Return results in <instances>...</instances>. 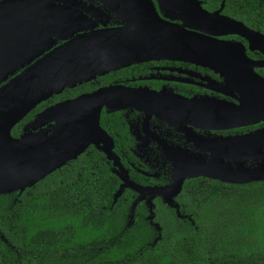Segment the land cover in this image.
Segmentation results:
<instances>
[{"label": "flooded vegetation", "instance_id": "obj_1", "mask_svg": "<svg viewBox=\"0 0 264 264\" xmlns=\"http://www.w3.org/2000/svg\"><path fill=\"white\" fill-rule=\"evenodd\" d=\"M198 1L207 12L239 22L250 32L214 26L211 32L205 33L214 44L221 45L220 51L212 55L214 63L209 67L194 61L169 58L151 59L114 69L105 65L98 74L90 73L85 76L87 79L65 87L38 103L11 129V136L22 138L42 133L50 136L55 121L38 119L39 115L59 104L113 87L143 89L160 94L166 100L196 102L219 108L252 103L256 100L253 91L257 90V86L260 92L264 90V0H258L259 3L252 8L242 7L240 13L243 17L237 15L239 11L226 6L223 0L212 8H208L204 1ZM122 2L0 0V111L23 81L25 72L34 69L48 54L87 33L127 24V16L135 9L125 8ZM152 2L163 17L156 0ZM166 12L174 14L172 10ZM34 21L39 26L49 27V30L42 31L36 25V29H32ZM164 107L165 113L129 101L103 106L99 126L110 144L95 138L81 154L91 148L101 153L120 184L118 174L122 170L126 172L128 181L143 188L171 187V192H174L181 182L179 192L173 197L178 208L171 207L177 214L180 212L176 198L183 191L186 181L194 180L199 185L205 180L225 183L219 179L192 176L197 169L219 164L228 170L245 171L257 164L248 157V142L251 135H257V139L264 142V121L233 126L197 118L170 105ZM103 117L114 118L122 129L115 130L113 121L108 126L103 125ZM78 138L85 140L84 137ZM73 140L78 139L73 136ZM237 142H241L242 147ZM106 149L111 150L118 165L114 166V161L108 159ZM124 151L130 152L134 160ZM130 170L143 177L145 183L133 179ZM215 173L224 178L229 174L221 169L215 170ZM150 189L138 192L126 187L122 190L134 194L130 219L133 208L138 204L148 209ZM156 199L163 203L161 196H155L152 199L154 208Z\"/></svg>", "mask_w": 264, "mask_h": 264}, {"label": "trees", "instance_id": "obj_2", "mask_svg": "<svg viewBox=\"0 0 264 264\" xmlns=\"http://www.w3.org/2000/svg\"><path fill=\"white\" fill-rule=\"evenodd\" d=\"M223 1L239 13L259 3ZM112 121L120 131L114 118L102 124ZM110 168L91 148L21 193L1 194L0 264H264V180H189L176 198L182 218L156 199L130 219L134 194L113 200L120 181Z\"/></svg>", "mask_w": 264, "mask_h": 264}, {"label": "water", "instance_id": "obj_3", "mask_svg": "<svg viewBox=\"0 0 264 264\" xmlns=\"http://www.w3.org/2000/svg\"><path fill=\"white\" fill-rule=\"evenodd\" d=\"M122 1L125 8L135 9L127 16V24L87 33L57 48L26 73L17 90L5 102L0 111V195L21 193L68 161L76 159L95 138L100 140L101 135L107 137L99 126L101 109L107 104L129 101L142 107L148 106L159 113H165L164 106L170 105L178 111H188L197 118L233 126L264 121V90L260 92L259 85L253 91L256 100L252 103L223 108L166 100L160 94L143 89L113 87L59 104L39 115L38 119L55 121L53 133L47 136L48 141L34 142L31 139L33 135L13 138L11 129L38 103L65 87H72L82 79H87L85 76L90 73L98 74L99 70L105 65L108 67L107 63L116 57L126 61L124 65L169 58L194 61L209 67L214 63L212 55L220 51L221 45L214 44L205 33L211 32L214 26L250 32L239 22L207 12L198 0H156L163 17L156 11L152 0ZM167 10H172L174 14L167 13ZM178 21L180 23H176ZM37 24L34 21L32 29H36L34 25L42 31L49 28ZM75 109L78 110L74 116L64 115ZM73 136L78 140H73ZM78 137H84L85 140ZM250 137L248 149L246 148L248 157L257 164L243 171L244 174L236 177L237 175L229 173L224 178L215 173L212 169L214 167L205 165L192 176L229 183L264 180V142L258 140L257 135ZM236 144L242 147L241 142ZM105 153L108 159L114 161V166L118 165L117 158L111 155L110 149L105 150ZM118 176L121 184L114 195V201L126 187L138 192L150 189L128 181L123 170ZM179 184L174 192H171V187L150 189L152 191L147 201L148 208H153L152 199L155 196H161L163 203L177 209L173 197L180 190L181 182Z\"/></svg>", "mask_w": 264, "mask_h": 264}, {"label": "rangeland", "instance_id": "obj_4", "mask_svg": "<svg viewBox=\"0 0 264 264\" xmlns=\"http://www.w3.org/2000/svg\"><path fill=\"white\" fill-rule=\"evenodd\" d=\"M126 63V61H123V60H121V58H119V57H116V58H114V59H112V60H110L107 64H108V68L109 69H114V68H118V67H121V66H125L124 64ZM28 72V70L25 72V74ZM79 109V108H78ZM78 109H75V110H71V111H69V113L67 112L66 114H64L66 117H72V116H74L73 114L74 113H76V111L78 110ZM101 139L100 140H98L99 142H101V143H104V144H107V143H109L110 144V142H109V139L106 137V136H103V135H101ZM97 142V141H96ZM74 146V144L70 147V148H72ZM107 150V149H106Z\"/></svg>", "mask_w": 264, "mask_h": 264}, {"label": "bare ground", "instance_id": "obj_5", "mask_svg": "<svg viewBox=\"0 0 264 264\" xmlns=\"http://www.w3.org/2000/svg\"><path fill=\"white\" fill-rule=\"evenodd\" d=\"M31 139L34 142H44V141H48L49 140L47 138V136L45 134H43V133L42 134L33 135ZM209 167H214L212 169L217 170V171H220V169H221L224 172L230 173L232 175H241V174H244L243 171L228 170V169H225V168L221 167L219 164H213L212 166H209Z\"/></svg>", "mask_w": 264, "mask_h": 264}]
</instances>
